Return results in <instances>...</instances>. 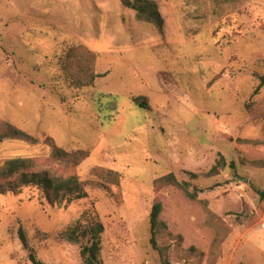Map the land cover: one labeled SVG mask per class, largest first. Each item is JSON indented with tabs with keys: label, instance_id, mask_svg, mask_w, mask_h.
Returning <instances> with one entry per match:
<instances>
[{
	"label": "rangeland",
	"instance_id": "rangeland-1",
	"mask_svg": "<svg viewBox=\"0 0 264 264\" xmlns=\"http://www.w3.org/2000/svg\"><path fill=\"white\" fill-rule=\"evenodd\" d=\"M155 1L163 33L120 0H0V118L40 141L6 140L0 163L32 157L37 169L77 174L89 194L67 207L34 187L0 195V264H34L31 249L46 264H83L62 232L93 207L103 264H162L150 243L157 200L171 264H264V0ZM78 46L95 54L89 86L64 69ZM48 136L90 156L75 168L56 161ZM98 166L120 184L92 175ZM170 172L198 199L155 190Z\"/></svg>",
	"mask_w": 264,
	"mask_h": 264
},
{
	"label": "trees",
	"instance_id": "trees-1",
	"mask_svg": "<svg viewBox=\"0 0 264 264\" xmlns=\"http://www.w3.org/2000/svg\"><path fill=\"white\" fill-rule=\"evenodd\" d=\"M126 8L135 12L138 21L152 25L158 32L163 33L166 21L155 0H120ZM64 69L76 86L92 85L98 75L94 73L95 54L83 46L69 47L64 55ZM264 86V76H260L259 87ZM135 103L141 107L149 108L145 97L138 96ZM6 140H20L31 145H37L40 141L33 135L17 127L13 123L0 118V147ZM44 143L50 147L51 157L66 165L75 168L90 156L85 149L67 150L57 145L55 139L48 136ZM223 165V164H222ZM217 166L213 167L210 173L216 172ZM92 175L101 180L120 184L123 175L112 169L96 167ZM196 178L195 173H191ZM165 186H175L183 194L192 200H197L199 190L191 187V182L180 180L174 172L167 173L153 181L155 190ZM37 188L46 200L52 205L69 206L77 200L88 198L89 194L84 183L77 174L55 175L48 169H37L36 160L32 157H15L4 160L0 163V195L8 193L20 194L24 188ZM264 199V191L260 192ZM163 204L155 201L150 213V243L154 250L159 253L162 264H171L165 247L158 241V235L162 229H168L167 224L161 220ZM105 225L96 211L88 208L83 214L72 222L63 232L62 236L69 242L79 244L83 264H103L102 243ZM21 240L27 246L24 232H20ZM29 257L34 264H46L38 259L31 249Z\"/></svg>",
	"mask_w": 264,
	"mask_h": 264
}]
</instances>
